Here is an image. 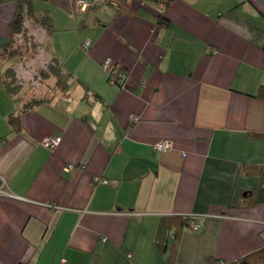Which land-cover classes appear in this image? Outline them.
I'll list each match as a JSON object with an SVG mask.
<instances>
[{"label":"crops","instance_id":"0c3cea01","mask_svg":"<svg viewBox=\"0 0 264 264\" xmlns=\"http://www.w3.org/2000/svg\"><path fill=\"white\" fill-rule=\"evenodd\" d=\"M100 3L94 28L75 0H32L52 21L48 54L77 81L65 94L21 112L0 52V264L229 263L258 250L264 202L247 201L264 185V137L250 135L264 134V0ZM17 5L0 0V50ZM161 139L171 148L155 149ZM168 215L199 225L161 251Z\"/></svg>","mask_w":264,"mask_h":264},{"label":"trees","instance_id":"16d2710c","mask_svg":"<svg viewBox=\"0 0 264 264\" xmlns=\"http://www.w3.org/2000/svg\"><path fill=\"white\" fill-rule=\"evenodd\" d=\"M147 1L158 4L162 8V10H165L174 0ZM17 2V9L15 11L13 19L9 24L10 37L2 45L0 52L2 54L5 53L6 57L8 59L10 58V60L12 59V57L20 55V53H18V49L14 48L13 43L16 39H19L20 37H23L25 39V37L27 36V38H29L33 42L32 46L35 49L37 48L35 50L36 52L34 51L35 54L27 59L29 61V64L33 65L34 61H37L36 65H38V67L36 68L39 69L38 77L40 79H47L48 77L53 78V86L56 88V90H58L59 93L65 94L68 90H70L73 83L77 81L71 75V73L64 71V69L62 68V64L55 56H51L50 54H48V39L50 37L49 35L53 31V25L49 14L46 12L37 13L32 5V0H17ZM102 2L107 3V0H102ZM101 7L102 4L100 3L99 5H91L87 8V10H92L93 16L91 21L95 24L94 28H98L102 24V19L97 14V11H99ZM157 23L168 24V20L163 15V12L159 13L157 17ZM40 41L46 43V48H43V43ZM91 41L92 40L89 39V45ZM29 51L30 50L28 49L27 52L29 53ZM21 61H23V59ZM112 73L114 74V80L116 82H119V80L122 79V77L120 76L121 73L125 75V73L120 71L119 68H116L115 65L111 73H109V79L112 78ZM16 77V70L13 67H4V70L2 72L3 87L9 95L14 96L16 100H21L23 102V105L21 106V112L46 99V97L42 98L44 96H32L31 98H28L26 100H22L21 97L19 98L18 93L21 89L22 84L17 81ZM8 79H10V81H8ZM258 96L264 98V87L260 88ZM8 123L12 131H18L20 129V113H11L8 116ZM250 135L253 137H264V134L262 133H252ZM261 171V176L262 178H264V167ZM258 202H264V185L259 186L251 192L248 197L247 204L250 205ZM195 219V217L190 215L162 216L159 220L154 240L156 247L163 251L166 248L169 236L177 240L180 231L189 225L192 227V224L197 222ZM173 250H175V248H173ZM168 259L171 260V257H168ZM17 264L25 263L18 262ZM206 264H264V246L229 263H226L219 259H215L213 257H209L206 260Z\"/></svg>","mask_w":264,"mask_h":264},{"label":"rangeland","instance_id":"374dc122","mask_svg":"<svg viewBox=\"0 0 264 264\" xmlns=\"http://www.w3.org/2000/svg\"><path fill=\"white\" fill-rule=\"evenodd\" d=\"M51 12L56 13L57 11L55 9H52ZM79 16L80 15H78V17ZM29 40L30 39L27 38V36L25 37V39L23 37L16 39L13 45L15 49H18V53H20V55L12 57V59L10 60V58L8 59L6 57V54L4 53L1 55V58L5 60L6 66H11L16 70L17 81L22 84L21 89L18 93L19 98L21 97L22 100H26L28 98H31L32 96H44L42 98H48L53 92H56L58 90H56V88L53 86V78L48 77L47 79H40L38 77L39 69L36 68L38 67V65H36L37 61H34L35 65L34 63L33 65L29 64V61L27 59L33 56V54H35L36 52L35 50L37 49L32 46L33 42ZM40 42L43 43V41ZM45 44L46 43H43V48H46ZM28 49L30 50L29 53L27 52ZM48 49L49 47L47 48V50ZM22 59L23 61H21ZM8 81H10V79H8Z\"/></svg>","mask_w":264,"mask_h":264},{"label":"built area","instance_id":"2783aa9c","mask_svg":"<svg viewBox=\"0 0 264 264\" xmlns=\"http://www.w3.org/2000/svg\"><path fill=\"white\" fill-rule=\"evenodd\" d=\"M100 4V0H91L90 2H87L85 0H75V5L76 8L79 10H85L91 6V5H99ZM89 46V40H85L83 43V47L84 48H88ZM101 66L102 68L107 72V73H111L114 64L112 62V60L109 57H106L105 59H103V61L101 62ZM122 78L124 77V75L121 73L120 75ZM113 80V79H111ZM60 141V136L58 135H50L47 136L45 138L42 139L41 143L48 148H52L54 146H56ZM154 148L159 150V151H163V150H168L171 148V144L169 142L168 139H161L160 141H158L155 145ZM199 225V223H193L192 224V228H196Z\"/></svg>","mask_w":264,"mask_h":264}]
</instances>
